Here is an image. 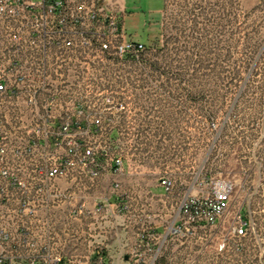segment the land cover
<instances>
[{
    "label": "built area",
    "instance_id": "obj_1",
    "mask_svg": "<svg viewBox=\"0 0 264 264\" xmlns=\"http://www.w3.org/2000/svg\"><path fill=\"white\" fill-rule=\"evenodd\" d=\"M123 14L108 0H0V264H62L56 224L73 196L59 180L94 185L125 174L129 154L115 142L151 138L134 124L140 97L129 90L140 87L121 70L144 67L145 45L127 34ZM158 182L167 195L178 190V200L162 223L139 220L126 264H157L172 237L207 241L229 210L230 183L210 189L207 180L178 182L168 170ZM241 210L231 218L237 238L247 235Z\"/></svg>",
    "mask_w": 264,
    "mask_h": 264
},
{
    "label": "rangeland",
    "instance_id": "obj_2",
    "mask_svg": "<svg viewBox=\"0 0 264 264\" xmlns=\"http://www.w3.org/2000/svg\"><path fill=\"white\" fill-rule=\"evenodd\" d=\"M159 5L141 0L139 20L127 19L125 28L145 45L143 58L169 73L160 80L143 65L121 69L140 87L129 90L140 97L134 124L151 134L152 156L137 138L115 145L128 152L129 171L159 178L168 170L178 182L199 177L210 189L227 182L233 192L207 241L169 238L157 264H264V0H165L157 11ZM240 209L247 235L237 238L231 218Z\"/></svg>",
    "mask_w": 264,
    "mask_h": 264
},
{
    "label": "crops",
    "instance_id": "obj_3",
    "mask_svg": "<svg viewBox=\"0 0 264 264\" xmlns=\"http://www.w3.org/2000/svg\"><path fill=\"white\" fill-rule=\"evenodd\" d=\"M126 10L123 23L139 20L137 12L141 0H108ZM165 0H160L159 11ZM124 13V11H123ZM118 184V188H114ZM60 187L73 198L58 213L55 238L63 263L126 264L125 252L138 241L141 218L150 216L153 224L167 220L178 200L179 191L167 195L158 178L127 171L122 175L105 174L92 185L86 179H61ZM180 185V184H179ZM83 209L72 215V208ZM103 205L102 211L97 206ZM127 205V210L121 209Z\"/></svg>",
    "mask_w": 264,
    "mask_h": 264
},
{
    "label": "trees",
    "instance_id": "obj_4",
    "mask_svg": "<svg viewBox=\"0 0 264 264\" xmlns=\"http://www.w3.org/2000/svg\"><path fill=\"white\" fill-rule=\"evenodd\" d=\"M262 37L259 39V41H260V43L261 42H263V40H264V33L261 35ZM253 61V57H251V56H248L247 57V65H248V68L251 66V62ZM143 64H144V67H145V70L147 69V71L149 72V71H154L155 73H157V76H158V78L160 79V80H162V78H163V76L166 74V73H169L168 71H165L164 70V68H162L161 66H159V64H158V62H151V60L150 59H144L143 58ZM148 74V73H147ZM172 75L173 76H175V78L176 79H178L179 81H181L182 80V74L180 73V72H176V73H172ZM161 89H163L162 87H161ZM149 109V108H148ZM146 122V121H145ZM164 122H165V119L164 118H162V121H161V123L159 124L160 125V127L161 128H163L165 125H164ZM146 124V123H145ZM146 125H150L149 123L148 124H146ZM162 135H164V134H162ZM162 137H165V136H162ZM146 139V137L145 138H143V142L142 143H144L145 144V150L147 151L148 150V145L151 143L150 142V140H145ZM166 139V138H165ZM145 140V141H144ZM160 141V140H159ZM162 143V142H161ZM150 146V145H149Z\"/></svg>",
    "mask_w": 264,
    "mask_h": 264
}]
</instances>
